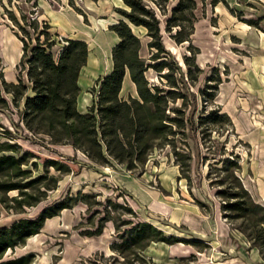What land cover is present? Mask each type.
<instances>
[{
	"label": "rangeland",
	"instance_id": "374dc122",
	"mask_svg": "<svg viewBox=\"0 0 264 264\" xmlns=\"http://www.w3.org/2000/svg\"><path fill=\"white\" fill-rule=\"evenodd\" d=\"M196 3L192 33L181 43L172 37L176 27L165 28L176 0H169L165 14L156 11L167 59L181 67L173 71L177 86H169L164 71L145 73L149 85L179 93L166 108L173 133L142 162L106 154V163H98L70 144H52L47 135L26 129L24 101L33 95L27 59L38 43L57 60L68 39L85 41L77 108L88 112L97 100L98 78L112 69L118 37L111 26L127 7L122 0H0V132L10 133L0 139L32 153L33 176L46 170L47 159L70 168L48 169L58 176L56 187L35 206L15 212L0 205V227L36 218L59 201L69 205L34 237L6 250L0 262L30 255L26 264H264V247L247 236H258L259 227L251 217L229 219L222 211L224 203L241 199L242 190L264 206V0ZM132 31L140 39L139 55L157 62L149 60L145 30ZM19 81L18 89L12 86ZM136 96L126 75L119 97ZM139 222L168 241L119 247L120 234Z\"/></svg>",
	"mask_w": 264,
	"mask_h": 264
},
{
	"label": "trees",
	"instance_id": "16d2710c",
	"mask_svg": "<svg viewBox=\"0 0 264 264\" xmlns=\"http://www.w3.org/2000/svg\"><path fill=\"white\" fill-rule=\"evenodd\" d=\"M122 2L127 9L118 10L122 18L111 26L118 37L111 53L112 69L98 78L97 100L88 112L82 113L77 108L78 77L88 55L85 41L68 39L56 51L57 60L42 46L43 43H38L31 48L27 59V75L33 95L24 101L21 120L26 129L34 134L47 135L52 144H70L98 163H106V154L118 162L127 158L131 162H142L157 142L167 141L168 135L173 133L170 123L174 120H169L166 108L168 101L179 97L174 89L165 91L149 85L145 76L149 68L159 73L164 71L161 76L169 86H177L173 71L180 72L181 67L167 59L170 55L164 48L156 14V11L166 13L169 0H149V4L145 0ZM196 5V0H176L171 8L165 28L170 32L171 27H176L172 35L176 42L188 40L192 33ZM132 26L145 30L151 51L149 60L157 62H148L139 55L140 39L132 31ZM126 75L135 85L137 96L121 99L119 93ZM12 86L18 89L20 81ZM9 134L6 129L0 132L3 136ZM31 156V152L23 151L18 144L0 139V205L6 210L21 212L24 207L42 201L58 181L57 175H48L49 168L59 173L70 170L58 160L47 159L43 163L46 170L33 176L31 167H36L37 163L30 162ZM10 191L17 194L9 197ZM242 194L241 199L224 203L222 211L229 219L251 217L252 225L259 227L261 233L256 238L247 236L259 240L258 246L263 248L264 206L256 203L245 190ZM68 207L67 202L59 201L45 206L36 218H20L9 226L0 227V259L6 250L34 237L46 219ZM259 212L263 214L258 216ZM120 235L119 247L142 248L150 241H168L148 222L134 224ZM28 262L30 255L1 261L0 264Z\"/></svg>",
	"mask_w": 264,
	"mask_h": 264
}]
</instances>
